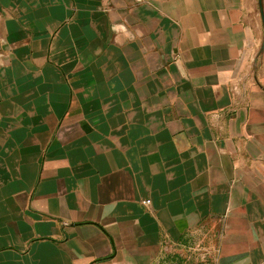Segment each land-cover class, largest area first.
Masks as SVG:
<instances>
[{
	"label": "crops",
	"instance_id": "0c3cea01",
	"mask_svg": "<svg viewBox=\"0 0 264 264\" xmlns=\"http://www.w3.org/2000/svg\"><path fill=\"white\" fill-rule=\"evenodd\" d=\"M262 0H0V264H264Z\"/></svg>",
	"mask_w": 264,
	"mask_h": 264
},
{
	"label": "water",
	"instance_id": "95a60500",
	"mask_svg": "<svg viewBox=\"0 0 264 264\" xmlns=\"http://www.w3.org/2000/svg\"><path fill=\"white\" fill-rule=\"evenodd\" d=\"M263 4V0L261 1V5Z\"/></svg>",
	"mask_w": 264,
	"mask_h": 264
},
{
	"label": "rangeland",
	"instance_id": "374dc122",
	"mask_svg": "<svg viewBox=\"0 0 264 264\" xmlns=\"http://www.w3.org/2000/svg\"><path fill=\"white\" fill-rule=\"evenodd\" d=\"M263 3H264V0H263Z\"/></svg>",
	"mask_w": 264,
	"mask_h": 264
}]
</instances>
